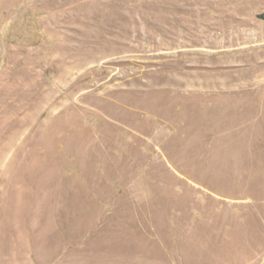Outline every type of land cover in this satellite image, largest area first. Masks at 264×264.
<instances>
[{
  "label": "rangeland",
  "instance_id": "1",
  "mask_svg": "<svg viewBox=\"0 0 264 264\" xmlns=\"http://www.w3.org/2000/svg\"><path fill=\"white\" fill-rule=\"evenodd\" d=\"M263 14L0 0L11 189L25 173L0 264H264Z\"/></svg>",
  "mask_w": 264,
  "mask_h": 264
},
{
  "label": "bare ground",
  "instance_id": "2",
  "mask_svg": "<svg viewBox=\"0 0 264 264\" xmlns=\"http://www.w3.org/2000/svg\"><path fill=\"white\" fill-rule=\"evenodd\" d=\"M8 137L9 136H7V134L4 132L3 134L0 135V248L2 247V249H4L5 252L6 250L7 251L11 250L14 245L17 246V243H21V241L23 242L24 240V236H23L24 231L23 233H20V231L22 230L21 226L20 225L18 227L15 226L16 213L14 216L15 208L13 206L14 203L13 201L18 196V192H17L18 189L17 190L16 188L14 189V186L21 181L22 176L25 174L23 169L24 163L20 162V160L23 161V159H19V160L16 159V162L14 163V171H13L14 185L11 189V184H10L11 159L10 156L8 155L10 151V145H9L10 140H8ZM18 185H20V183ZM18 198L20 197L18 196Z\"/></svg>",
  "mask_w": 264,
  "mask_h": 264
},
{
  "label": "water",
  "instance_id": "3",
  "mask_svg": "<svg viewBox=\"0 0 264 264\" xmlns=\"http://www.w3.org/2000/svg\"><path fill=\"white\" fill-rule=\"evenodd\" d=\"M261 19H264V14L260 16Z\"/></svg>",
  "mask_w": 264,
  "mask_h": 264
}]
</instances>
